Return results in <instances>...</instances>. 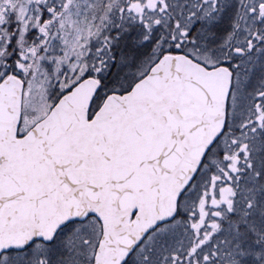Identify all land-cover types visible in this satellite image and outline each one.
<instances>
[{"label":"snow or ice","instance_id":"snow-or-ice-1","mask_svg":"<svg viewBox=\"0 0 264 264\" xmlns=\"http://www.w3.org/2000/svg\"><path fill=\"white\" fill-rule=\"evenodd\" d=\"M0 264H264V0H0Z\"/></svg>","mask_w":264,"mask_h":264}]
</instances>
